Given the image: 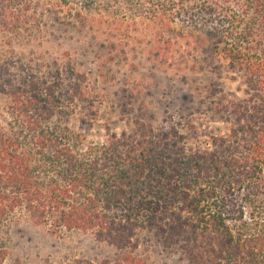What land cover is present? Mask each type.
<instances>
[{
  "label": "trees",
  "instance_id": "1",
  "mask_svg": "<svg viewBox=\"0 0 264 264\" xmlns=\"http://www.w3.org/2000/svg\"><path fill=\"white\" fill-rule=\"evenodd\" d=\"M74 2L81 18L100 2L157 22L160 66L187 70L191 82L233 74L246 96L194 84L205 108L191 132L137 119L133 132L83 148L70 142L79 135L54 124L60 69L13 86V37L35 29L41 3L0 0V49H9L0 50V95L12 116L8 128L0 123V222L25 214L54 235L91 232L126 251L97 264H147L135 255L145 233L192 264H264V0L59 1ZM51 3L44 13L68 18ZM209 121L225 131L205 133Z\"/></svg>",
  "mask_w": 264,
  "mask_h": 264
},
{
  "label": "rangeland",
  "instance_id": "2",
  "mask_svg": "<svg viewBox=\"0 0 264 264\" xmlns=\"http://www.w3.org/2000/svg\"><path fill=\"white\" fill-rule=\"evenodd\" d=\"M34 1H44L35 4V29L13 37V86L25 78L53 76L60 69L65 78L58 84L65 90L54 124L79 135L70 142L82 143L83 148L133 132L137 119L191 132L190 124L203 121L205 108L192 91L194 84H217L230 97L246 96L244 83L230 80L233 74H201L203 82H191L195 75L187 70L160 66L153 45L161 25L153 20H133L124 16V9L100 2L81 18L82 5L75 2L63 6L60 0ZM47 2L68 18L57 20L53 13H44ZM6 80L0 76V83ZM11 118L7 99L0 95V123L8 128ZM219 128L225 131L222 123L209 121L202 129L217 134ZM142 237L135 255L147 264H192L178 248H165L150 233ZM124 253L91 232L63 230L54 235L25 214H11L0 222V264H97L117 261Z\"/></svg>",
  "mask_w": 264,
  "mask_h": 264
}]
</instances>
